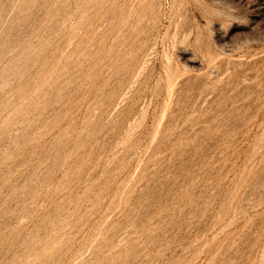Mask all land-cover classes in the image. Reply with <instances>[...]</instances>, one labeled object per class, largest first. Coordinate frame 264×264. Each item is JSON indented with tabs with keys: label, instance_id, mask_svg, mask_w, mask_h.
I'll list each match as a JSON object with an SVG mask.
<instances>
[{
	"label": "rangeland",
	"instance_id": "374dc122",
	"mask_svg": "<svg viewBox=\"0 0 264 264\" xmlns=\"http://www.w3.org/2000/svg\"><path fill=\"white\" fill-rule=\"evenodd\" d=\"M0 264H264V0H0Z\"/></svg>",
	"mask_w": 264,
	"mask_h": 264
}]
</instances>
